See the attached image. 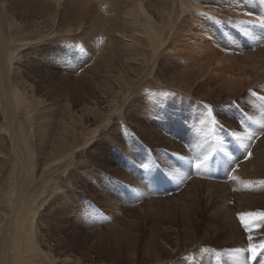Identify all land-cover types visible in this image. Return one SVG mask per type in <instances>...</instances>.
Listing matches in <instances>:
<instances>
[{
    "label": "rangeland",
    "instance_id": "rangeland-1",
    "mask_svg": "<svg viewBox=\"0 0 264 264\" xmlns=\"http://www.w3.org/2000/svg\"><path fill=\"white\" fill-rule=\"evenodd\" d=\"M0 43V264H264V0H0Z\"/></svg>",
    "mask_w": 264,
    "mask_h": 264
},
{
    "label": "bare ground",
    "instance_id": "bare-ground-1",
    "mask_svg": "<svg viewBox=\"0 0 264 264\" xmlns=\"http://www.w3.org/2000/svg\"><path fill=\"white\" fill-rule=\"evenodd\" d=\"M182 1H184V0H182ZM54 2V1H53ZM56 2L58 3V2H60V0H56ZM183 3V2H182ZM61 4V3H60ZM65 4V3H64ZM59 7V6H58ZM50 8V7H49ZM52 8V7H51ZM136 10L134 11V13H135V16H140V17H142V18H145L150 24H151V21H150V17L148 16V15H146V13L144 12V10H143V8H142V6H141V4H138V5H136ZM52 16V15H51ZM50 17V16H49ZM148 17V18H147ZM51 18V17H50ZM44 22V21H43ZM149 23H147V26L145 27V29H144V31L148 34V37H149V39H148V41H150L152 44H153V42H154V40H155V45L156 44H158L160 41H161V39H158V37H159V34L155 31V29L149 24ZM45 24V23H44ZM140 24H142V23H140ZM140 24H138V22H135V25L137 26V31H138V33H142V29L138 26V25H140ZM2 44L0 43V46H1ZM154 46V45H153ZM2 68V65L0 66V69ZM14 96L16 97V99L18 100V101H21V100H23L22 99V96L20 95V93L18 92V91H16V89L14 88Z\"/></svg>",
    "mask_w": 264,
    "mask_h": 264
},
{
    "label": "snow or ice",
    "instance_id": "snow-or-ice-1",
    "mask_svg": "<svg viewBox=\"0 0 264 264\" xmlns=\"http://www.w3.org/2000/svg\"><path fill=\"white\" fill-rule=\"evenodd\" d=\"M261 247H264V245H261ZM249 250L252 251L253 254H255V252H256V248H255V246H253V247L250 248Z\"/></svg>",
    "mask_w": 264,
    "mask_h": 264
}]
</instances>
